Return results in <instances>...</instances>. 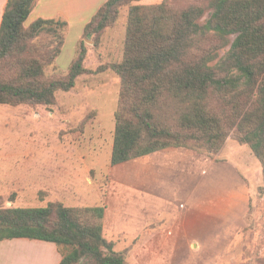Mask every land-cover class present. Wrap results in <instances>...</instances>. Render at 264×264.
Returning a JSON list of instances; mask_svg holds the SVG:
<instances>
[{"label":"trees","instance_id":"16d2710c","mask_svg":"<svg viewBox=\"0 0 264 264\" xmlns=\"http://www.w3.org/2000/svg\"><path fill=\"white\" fill-rule=\"evenodd\" d=\"M171 1L146 6L107 0L85 26L68 73L49 78L69 23L39 18L26 26L37 0H8L0 27V105L54 110L56 94L70 92L90 73L85 40L98 48L129 7L123 60L110 67L121 80L111 166L168 149L215 157L234 138L261 164L264 192V0H210L204 24L205 7L177 9ZM44 33L48 41H41ZM231 36L230 51L212 65L221 48L215 41L227 45ZM106 209L61 202L0 208V241L54 244L59 264H126V252L104 236Z\"/></svg>","mask_w":264,"mask_h":264},{"label":"rangeland","instance_id":"374dc122","mask_svg":"<svg viewBox=\"0 0 264 264\" xmlns=\"http://www.w3.org/2000/svg\"><path fill=\"white\" fill-rule=\"evenodd\" d=\"M162 2L134 0L133 5ZM171 2L177 9L191 4L205 7L201 24L212 14L210 0ZM54 3L56 14L67 11L65 0ZM128 13L129 7L121 9L117 23L104 32L98 48L92 40H85L84 67L90 73L79 77L70 92L56 94L54 110L0 107V149L16 150L6 167L12 170L15 165L27 173L21 187H3L12 190L0 191V208H44L55 202L68 207L105 204L104 236L117 251L126 252V264H261L263 171L250 149L239 146L234 138L215 157L192 151L187 158L167 155L111 166L121 80L110 67L123 60ZM86 16L71 19L62 54L47 69L49 78L68 73L80 50V26L90 18ZM50 38L44 33L41 41ZM234 40L235 36L229 37L227 45L215 41L221 48L212 65L224 59ZM100 67L107 70L97 73ZM13 121H20V126ZM195 159L197 168L190 171L187 164ZM237 174L249 185L247 190L234 177ZM34 248L43 253L16 252V263H41L46 253L57 259L54 244Z\"/></svg>","mask_w":264,"mask_h":264},{"label":"crops","instance_id":"0c3cea01","mask_svg":"<svg viewBox=\"0 0 264 264\" xmlns=\"http://www.w3.org/2000/svg\"><path fill=\"white\" fill-rule=\"evenodd\" d=\"M54 1L55 0H37L34 10L31 13L28 21L26 22V26L30 25L32 22H34L35 20H37L39 18H43V19L62 18L69 23L68 30L70 32V29L72 28L71 27V19H73V17L75 20H77V19L80 20V19H82V17L89 15L88 16V18L90 17L89 20H85L83 22L82 26H80V29L84 31V28L87 25V23L92 19V17L97 13V11L100 9V7L107 0H65L68 3L67 11L66 12H60L59 14H56L54 12V8H55ZM7 3H8V0H0V27H1L2 19H3V15H4L5 8L7 6ZM69 5H70V8H69ZM49 7H50V9H49ZM86 17H85V19H86ZM0 107H2V108H7V107L17 108V107H11V106H6V105H0ZM19 107H22V106H19ZM17 123H18V126H20L19 125V124H21L20 121H17ZM17 123L15 121H13V124H17ZM4 148H3V150L0 149V188H1L0 191H2L3 193L12 190V189L7 190L6 188H3L4 186L9 185V184H11V185L17 184L18 186H20L21 182L23 181L22 177L23 178L27 177V173H22V170H20L18 166H17L18 168L16 167L17 168L16 172L14 171V169H16L15 165H14V168L12 170L10 168H7L8 166L11 165L9 163H11V160H13V158L15 157L16 150H14V152H11L10 150L5 151V149H7V148H5V149ZM190 152H192V151L182 150V149H168V150L159 152L157 154H154L152 156L146 157L144 159H147V158L158 159L160 156L162 157V156H167V155L170 157V159H172V158L174 159V156L177 154H181V157L187 158V156L192 157V155H191L192 153H190ZM187 165L189 166L190 171L192 170L193 167L197 168L196 159L194 161H192V163L190 162ZM153 166L154 165H152L150 168H152ZM211 167H212V165L210 163L209 168H211ZM148 168H149V166L145 170H148ZM35 169H36V167H35ZM34 171H35V173H37V169ZM25 172H27V171H25ZM30 172H31V168L29 169V173ZM14 176H16L17 178H14ZM234 177L239 179V180H242V183H243L244 187L246 188V190L249 188V185L241 178V176L239 174L234 175ZM33 182L35 184L38 183L36 179ZM13 190H16V189L13 188ZM21 190H25V189H21ZM17 191H20V190L17 189ZM106 213H107V209H106ZM105 219H106V215H105ZM43 243H46V242H41V241H37V240H29V239H14V240L0 241V264H17L16 259H15L16 252H23L24 251V252L29 253V254L43 253L40 250L34 248L35 245L43 244ZM56 254H57L56 260L54 259L53 253H51V254L46 253L45 255H46L47 259L42 260L41 263L39 260L38 261L35 260V262L33 264H59L62 260V257L58 251L56 252ZM4 255H6V257ZM8 257H10V259H8Z\"/></svg>","mask_w":264,"mask_h":264}]
</instances>
